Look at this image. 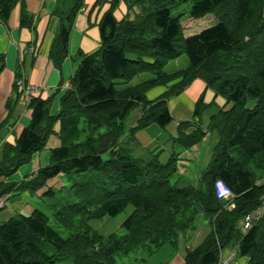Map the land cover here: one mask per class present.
<instances>
[{
	"label": "trees",
	"instance_id": "16d2710c",
	"mask_svg": "<svg viewBox=\"0 0 264 264\" xmlns=\"http://www.w3.org/2000/svg\"><path fill=\"white\" fill-rule=\"evenodd\" d=\"M183 2H190V18L213 15L216 22L184 37L179 18L171 15ZM121 3L126 14L117 20L114 12ZM17 4L20 26L34 30L24 0H0V22L6 23ZM106 4L98 23L100 45L92 53H77L58 111L50 113L52 98L33 96L27 103L28 126L14 145H4L0 157V197L16 190L34 195L48 180L67 177L76 200L63 202L56 197L62 187H46L40 207L51 210L52 217L39 208L0 224V264H117L118 257L131 254L135 257L127 264H147L162 247L176 249L179 236L193 230L200 218L211 229L185 252L184 264H217L221 250L231 244L248 258L247 264H264V213L249 229L240 226L264 197V0H96L94 7ZM83 5L84 0H56L52 13L58 27L48 54L56 67L68 55L74 18ZM183 54L188 67L165 73L166 63ZM3 61L0 54V72ZM144 72L154 78L119 88ZM197 78L229 107L189 134L190 122L179 123L174 141L183 148L199 144L207 132L218 136L197 184L183 185L175 176L177 154L165 164L158 155L136 159L122 141L151 124H169L168 101ZM171 82L157 98L145 97L151 87ZM14 105L7 101L9 116ZM136 108L135 125L126 130L125 120ZM204 109L200 99L193 116ZM56 123L60 146L49 151L50 164L27 181L4 182L45 149ZM217 179L232 198L216 197ZM47 199L54 200L48 204ZM129 207L123 234L103 236L91 229L90 221L116 217Z\"/></svg>",
	"mask_w": 264,
	"mask_h": 264
},
{
	"label": "crops",
	"instance_id": "0c3cea01",
	"mask_svg": "<svg viewBox=\"0 0 264 264\" xmlns=\"http://www.w3.org/2000/svg\"><path fill=\"white\" fill-rule=\"evenodd\" d=\"M96 0H84V5L74 18L73 27L69 35L68 55L59 67L49 59V48L58 27V18L53 15L56 0H24L26 11L33 18L34 30L21 27L19 22L20 5L11 11L6 23L0 22V54L3 55V68L0 72V157L5 144L14 145L21 131L30 122V111L22 99L21 89L14 84L22 78L25 85H35L40 91L34 95L42 99L52 98L50 113L59 109V98L68 88L69 81L76 69L78 52L89 54L100 45L98 23L108 5L94 7ZM126 14L123 3L114 12L117 20ZM193 35V34H192ZM191 36V35H190ZM188 37V36H187ZM189 61L186 55L169 60L164 66L165 73H173L187 68ZM154 76L148 72L138 74L129 83H120L119 88L136 86L142 82L152 80ZM168 85H157L145 92L148 100H153L167 90ZM202 99L205 109L199 116H193L195 104ZM15 101L13 113L8 115L7 101ZM225 100L207 88L201 79L193 80L179 95L168 101V109L172 121L164 128L156 124L137 131L134 137L126 135L123 146L136 159H147L149 154L158 155L159 161L165 164L172 154L178 155L176 179L180 184L196 185L201 172L206 168L211 150L218 140L216 133H208L204 139L191 148H183L174 140L178 135L181 121H189L186 130L189 134L197 126L205 127L212 115L219 109H227ZM140 111L133 117L131 127L139 116ZM9 116V117H8ZM54 135L47 139L44 150L32 155L29 163L21 166L14 174L4 179V182L19 184L29 180L40 168L50 164L49 151L60 146L56 136L59 124L53 127ZM195 182V183H193ZM58 178L46 182V187L58 185ZM46 187L36 194L29 191L16 190L8 195L0 208V224L11 218L28 216L34 210L41 208L39 197ZM61 187V186H60ZM130 214V213H129ZM241 224V221H240ZM241 226V225H240ZM211 227L208 221L200 218L196 227L179 236L176 249L169 245L162 247L147 264H184L185 252L197 247L209 233ZM231 251L235 256L229 264H247L248 258L238 254L236 245H228L221 250L225 257Z\"/></svg>",
	"mask_w": 264,
	"mask_h": 264
},
{
	"label": "rangeland",
	"instance_id": "374dc122",
	"mask_svg": "<svg viewBox=\"0 0 264 264\" xmlns=\"http://www.w3.org/2000/svg\"><path fill=\"white\" fill-rule=\"evenodd\" d=\"M189 10H190V2H183L179 4L177 7L171 9V15L173 17H178L180 20V24L183 29V35L184 37L190 36L192 34L198 33L202 29L214 24L216 22V19L213 15H208L201 19H192L189 17ZM139 108L134 109L128 117L125 120V128L126 130L130 128L133 117L138 112ZM106 158V156H104ZM176 176V175H175ZM174 176V177H175ZM264 180V179H262ZM262 180H259L258 183H260ZM59 184L55 185V189L59 190L60 186L61 191L56 193V197L60 198L63 202H73L75 201V197L71 194L70 186L72 184V180L68 179L67 177H59L58 178ZM173 182V178H172ZM195 183V182H193ZM54 200V199H53ZM52 199H47L45 203H51L53 201ZM229 208H233V204L229 206ZM42 211L47 214L49 217H52V211L48 208L41 207ZM257 209H260V217L264 213V197L262 198V204ZM131 212V208H127L123 213L119 214L116 217H105L98 220H92L89 222V225L93 231L98 232L99 234L103 236H107L111 233H116L118 235L123 234V228L121 227L122 222L125 220V218L129 215ZM259 217V218H260ZM51 224L55 226V223L51 219ZM47 252L49 254L52 253L51 248H47ZM134 254H131L129 256H120L117 258V264H127L131 262L134 258ZM58 264H68V261L64 260L59 262Z\"/></svg>",
	"mask_w": 264,
	"mask_h": 264
},
{
	"label": "built area",
	"instance_id": "2783aa9c",
	"mask_svg": "<svg viewBox=\"0 0 264 264\" xmlns=\"http://www.w3.org/2000/svg\"><path fill=\"white\" fill-rule=\"evenodd\" d=\"M16 85L21 89L22 99L26 105L28 101L40 91L39 87L35 85H25L22 78L17 80ZM256 184H258V182H256ZM213 190L218 199L227 200L233 197L232 192L228 189L225 183L220 179H217L214 182ZM7 196L8 195L0 197V208L3 206V202L5 201ZM259 217H260V209H256L253 212L247 214L241 220L242 229L243 230L249 229L252 223L258 220ZM234 256H235L234 251H231L225 257H222L220 254V258L217 264H229L232 261Z\"/></svg>",
	"mask_w": 264,
	"mask_h": 264
}]
</instances>
